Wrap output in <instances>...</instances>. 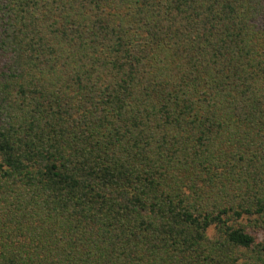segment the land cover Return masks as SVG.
Masks as SVG:
<instances>
[{
	"label": "trees",
	"instance_id": "16d2710c",
	"mask_svg": "<svg viewBox=\"0 0 264 264\" xmlns=\"http://www.w3.org/2000/svg\"><path fill=\"white\" fill-rule=\"evenodd\" d=\"M0 264H264V0H0Z\"/></svg>",
	"mask_w": 264,
	"mask_h": 264
},
{
	"label": "rangeland",
	"instance_id": "374dc122",
	"mask_svg": "<svg viewBox=\"0 0 264 264\" xmlns=\"http://www.w3.org/2000/svg\"><path fill=\"white\" fill-rule=\"evenodd\" d=\"M210 233L212 234V233H213V231H210Z\"/></svg>",
	"mask_w": 264,
	"mask_h": 264
}]
</instances>
